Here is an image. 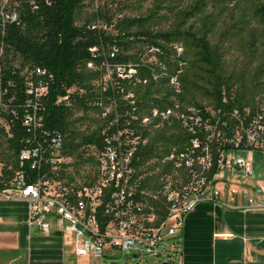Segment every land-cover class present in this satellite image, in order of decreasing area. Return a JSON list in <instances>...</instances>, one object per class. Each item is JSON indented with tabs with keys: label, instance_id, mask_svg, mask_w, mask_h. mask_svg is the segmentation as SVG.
<instances>
[{
	"label": "trees",
	"instance_id": "1",
	"mask_svg": "<svg viewBox=\"0 0 264 264\" xmlns=\"http://www.w3.org/2000/svg\"><path fill=\"white\" fill-rule=\"evenodd\" d=\"M0 1H4L0 5V118L4 124H0V190L20 169L21 151L45 145V133L63 136L62 154L75 161L77 173L83 166H97L86 151L89 146L101 147L102 130L115 117L111 112L103 119L106 109L115 105L121 119H131L128 94L134 95L138 115L153 108L169 109L175 96L169 85L172 77L181 83L177 98L184 105L218 108L226 100L227 108H242L264 101V0H191L180 8L170 5V0H159L169 4L166 8L175 19L168 30L154 27L156 11L146 17L122 15L120 9L129 8L127 0ZM88 5L95 6L94 11L80 22ZM1 11L16 14L17 20L4 21ZM229 44L239 46L249 68L256 65L248 79L244 71L227 73ZM150 47L159 50L157 58L166 67L165 75L147 63ZM89 63L94 69L88 68ZM117 66L135 67V78L121 80L113 75L112 82H104L107 67ZM37 70L45 74L38 75ZM29 82L43 83L47 92L38 98L29 95ZM72 89L68 104H57ZM33 105L43 117L36 132L23 125ZM91 113L96 117H90ZM82 123L89 124L85 131H80ZM143 136L149 141L134 161L144 169L142 174L156 171L169 150L184 141L176 121ZM3 143L7 152L2 151ZM90 174L86 177L93 183L96 172ZM64 175L74 181L66 171Z\"/></svg>",
	"mask_w": 264,
	"mask_h": 264
},
{
	"label": "built area",
	"instance_id": "2",
	"mask_svg": "<svg viewBox=\"0 0 264 264\" xmlns=\"http://www.w3.org/2000/svg\"><path fill=\"white\" fill-rule=\"evenodd\" d=\"M1 16L4 21L17 20L16 14L1 11ZM176 49L182 54V47ZM158 51L149 48L147 63L165 75ZM88 68L94 69L93 63ZM107 69L106 83L113 81V75L130 80L137 73L133 66ZM36 73L45 74L41 70ZM154 75L156 80L158 74ZM169 85L175 94L169 109L153 108L138 115L134 95L128 94L131 119H121L115 105L102 115L104 119L113 112L115 117L102 130L101 147L93 146L98 156L93 183L66 179L64 138L59 133H45V145L21 151L20 169L0 190V198L26 201L29 223L38 225L44 234L55 227L60 233L85 240L86 248L76 244L78 257L89 253L103 257L105 251L120 250L136 258L169 259L170 255H165L168 242H173L171 247L177 253L184 220L197 205L239 209L240 205L230 201L241 198L243 208L264 209V186L255 175L257 161L264 166V101L242 108H227L226 100L218 108L184 105L177 98L182 92L179 79L172 77ZM28 86L27 93L35 98L47 92L41 82L37 86L29 82ZM74 91L60 97L57 104H68ZM31 110L23 125L36 132L43 117L37 105ZM175 121L184 141L169 150L156 171L142 174L144 169L134 161L140 147L149 141L143 133L172 126Z\"/></svg>",
	"mask_w": 264,
	"mask_h": 264
},
{
	"label": "crops",
	"instance_id": "3",
	"mask_svg": "<svg viewBox=\"0 0 264 264\" xmlns=\"http://www.w3.org/2000/svg\"><path fill=\"white\" fill-rule=\"evenodd\" d=\"M230 203L241 207L201 203L186 216L176 264H264V209L243 208L241 198ZM76 244L86 248L73 234L30 224L26 201L0 198V264H103L112 256L78 257Z\"/></svg>",
	"mask_w": 264,
	"mask_h": 264
},
{
	"label": "rangeland",
	"instance_id": "4",
	"mask_svg": "<svg viewBox=\"0 0 264 264\" xmlns=\"http://www.w3.org/2000/svg\"><path fill=\"white\" fill-rule=\"evenodd\" d=\"M191 0H170V5H172L174 8H180L183 6H186L189 4ZM4 4V1H0V5ZM101 3L99 2L98 5ZM127 4L129 5V8L120 9L122 10V15L127 16H142L146 17L149 16L151 11H156L158 16L154 18V27L159 30H168L173 22L174 17H172L170 12L168 11V8H166L167 4L166 2H161L159 0H127ZM120 6V5H119ZM161 6H165L163 9H158ZM94 7L92 5H88L85 10L82 13V16L80 18V22H83L89 14H91L94 11ZM123 6H121L122 8ZM133 9L135 12L131 11ZM196 26H199V21L196 22ZM219 30V29H218ZM216 30V31H218ZM228 53L225 56V68L227 70V73L230 74H238L242 71L246 73L247 79L252 73V68L256 65L253 64L252 67L249 68L248 60L246 59L244 53L239 49L238 45L231 46L228 45ZM107 76L104 77V79ZM106 111H110V108L108 107ZM82 114H78V118L81 117ZM90 117H96L95 113H91L89 115ZM0 124H3V120L0 118ZM79 126L80 131H85L89 124H80ZM7 130V129H6ZM7 145L3 143L2 151H6ZM89 151L87 152V156L94 157L96 162L98 161V156L96 155L93 146L88 147ZM65 170L66 175L68 178H72L74 182H77L79 184H88L91 181V178H87L86 176L90 175V173H95L97 171V166L92 167L91 165L83 166L79 169V172L77 173L76 168L74 167L75 161L72 158H66L65 159ZM3 165L0 164V175L2 173ZM93 170L95 172H93ZM255 175L257 178V181L259 184L264 186V166H262L260 163H256L255 165ZM173 242L170 241L167 244V247L165 249V255H170V258L158 260L155 258H130L128 255L124 254L120 250H111L109 253L112 255L111 257L107 256L102 262L103 264H161V263H168V260H171V264H176L177 256H176V250L172 249L171 244ZM100 263V261H98Z\"/></svg>",
	"mask_w": 264,
	"mask_h": 264
},
{
	"label": "water",
	"instance_id": "5",
	"mask_svg": "<svg viewBox=\"0 0 264 264\" xmlns=\"http://www.w3.org/2000/svg\"><path fill=\"white\" fill-rule=\"evenodd\" d=\"M128 257H130V258H136L135 256H132V255H128ZM165 264H168V263H165Z\"/></svg>",
	"mask_w": 264,
	"mask_h": 264
}]
</instances>
